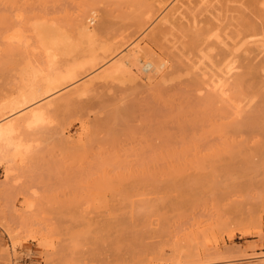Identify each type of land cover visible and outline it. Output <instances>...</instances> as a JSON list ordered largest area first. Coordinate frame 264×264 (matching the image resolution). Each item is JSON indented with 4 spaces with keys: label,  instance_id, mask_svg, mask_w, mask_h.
Returning a JSON list of instances; mask_svg holds the SVG:
<instances>
[{
    "label": "rangeland",
    "instance_id": "obj_1",
    "mask_svg": "<svg viewBox=\"0 0 264 264\" xmlns=\"http://www.w3.org/2000/svg\"><path fill=\"white\" fill-rule=\"evenodd\" d=\"M18 1L10 5L5 0L6 6L0 2V13L9 11L0 14V21L12 15L6 22L10 27L12 20L18 22L29 39L12 42L8 37L13 27L0 22V125L18 122L0 145V264H264V134L239 126L262 105V46L261 52L257 46L252 52L235 51L237 67L221 98L229 101L226 105L212 94L210 73L216 74L223 47L228 53L231 45L221 44L222 51L207 49V42L217 41L210 34L195 50L179 29L174 35L153 37L157 22H162L158 16L172 0L156 12L161 14H155L156 20L149 16L148 22L147 17L142 30L131 20L124 30L110 34L101 32L100 20L117 6L101 1L98 21L87 20L95 34L60 31L55 35L60 41L56 51L45 50L49 45L38 41L31 21L42 17L72 21L90 0H26V6L24 0ZM154 1L158 2L148 0ZM9 5L14 8L8 10ZM259 5L264 9V0ZM17 12L24 15L16 16ZM205 13L201 11L199 19L209 15ZM235 22L228 17L221 21L228 25L222 37L231 34ZM258 36L250 40L263 38ZM138 39L151 58L160 55L154 59L166 62L159 72L144 71L145 75L135 70L137 80L129 75L102 77ZM246 63L257 72L253 81L260 95L252 98L237 94L234 83ZM31 69L39 76L53 72L64 81L50 94L22 103L30 85L23 77L33 73ZM238 107L243 108L241 113ZM34 108L42 116L23 122ZM7 227L13 232L9 234Z\"/></svg>",
    "mask_w": 264,
    "mask_h": 264
},
{
    "label": "bare ground",
    "instance_id": "obj_2",
    "mask_svg": "<svg viewBox=\"0 0 264 264\" xmlns=\"http://www.w3.org/2000/svg\"><path fill=\"white\" fill-rule=\"evenodd\" d=\"M6 1L7 2H10L11 3L10 5H12V3H13V5H14V3L16 5V2L18 0H6ZM101 1H106V3H109V5L111 4V5L117 6V11H118V12L115 11L114 10L115 7L114 6H111L112 7V10L110 9V11H113L114 10L113 13L114 14H116V13L118 14V15L116 14V17L114 16V18H113L114 20L112 19V16L113 15H111L113 13H110V12H108L109 14H105L104 18H102V19L99 18V19H101L100 20V24H101L100 25L101 26L100 30H101V32H106V34L107 33L110 34L113 30L118 31V33H119L120 30L122 31V30H124L126 28L127 24H129V21H131V20L139 28L138 30H140V29L142 30L143 29V24L145 25L147 23L146 18L148 17V22H150L149 20L151 18L152 19L154 18V20H156V17H155L156 15L155 14H157L158 12H160V9L162 10L163 8H165L164 6L166 5V3H165L166 0H156L158 2L156 3L154 1L155 4L151 3L153 0H150L151 2H148V0H90L88 2L85 1L84 2L85 4L82 2L84 4V6L82 7L81 13L77 14L76 17L74 16L75 17L74 19L71 17V19H73L72 21H69V19H67L68 17L66 19H64V20L61 19L60 21L57 20V19H53V17L52 18L42 17V18L37 19V21L36 20L35 21H31L32 22L31 23L32 25L30 24V29L33 30L35 36L37 37V39H38V41L40 43H42V44H44L46 46L49 45L47 48H45V50H47V49L55 50V48L58 47V45L60 44V41L59 40H56L55 35L59 34L60 31H66V30L74 29V30H76L78 32L79 35H82L84 37H90V36L94 35L95 33L91 30L90 26L88 25L90 23H88V22L90 21L92 23L95 20L98 21L97 20L98 19L97 4L99 2H101ZM172 1H173V4L171 2L169 3V1L167 2L168 4H171L170 5L171 7L169 6L170 7L169 8L168 7V4H167L168 9H166V8L164 9L165 11L167 10L166 12L162 13V15L161 14H157V16L158 15H161V16H158V18H157L158 20L157 21H162L163 24H165V23L166 24L165 25H161L162 22H160V24H159V22H157V24L159 25L158 26L159 28H157V30L153 34L154 35L153 37L155 39H160L163 36H165V34H167V33L168 34H171V33L173 34V30L176 31V30L179 29L178 31H180L181 33L183 32L187 36H189V47L190 46L193 47V48L195 47V50L199 47V45H201L200 43H203V42H205V41H207L209 39L208 36H210V34H211V36L214 37L215 40L217 39V41L212 40L211 42H207V44L210 43V44L206 45L207 46V49L210 47L209 49H215L216 48V49H220V51H222V49L224 48V50H225V47H227V46H224V47L222 46L223 48L221 49V47H220L221 44L222 45H226V43H227V45L229 44V47L231 45L230 50L228 49L229 51L226 49L228 51V53L227 52H224V50H223V54H221V57L219 58V61H216L217 63H216V66L215 67L218 66V70L221 73L217 70V72L215 74L209 68V70L212 73H214V74L211 75V73H210V76H212V78H210L212 83L210 81H208V82H210L211 86L208 85V84H207V86H210L209 88L212 90V94H215L217 98L218 97L220 99L223 98V96L226 94V89H228L226 87V80L229 78V76H230L231 73L233 74V71L236 70L235 68L237 67V65H235V64H237V63H235V61L238 58V55L239 54L238 55H235V51L238 53L239 49L241 48L242 50H244L246 52H252V51H254V47H256V46H257L256 49H258V51L261 50V48L264 49V41L262 40L264 38V9L259 5V3H260L261 0H194V1L193 0H172ZM191 1L194 2V3L198 2L199 7L196 8V4L194 6V3H193V5H190V2ZM0 2H3L4 3L5 0L4 1L3 0L2 1L0 0ZM7 2H5V6H6V3ZM18 2L21 3V0L18 1ZM23 2H24V5L26 6L29 1L24 0ZM199 2L200 3L203 2L205 5L202 4V3L199 4ZM236 2L239 3V4L241 3L242 6L240 7V5H239V8H238L237 5H236L237 7L235 6L236 8L231 7L232 4H230V3H236ZM20 3H18V4H20ZM10 5L7 6V7H9V9L8 8H3V9L4 10L6 9V11H8V10H11L12 8H14V6H11V8H10ZM200 5H202V6H200ZM19 6L21 8V6H23V5L21 4ZM16 7L14 9L15 11L17 9ZM200 7H202L201 8L202 10L200 9ZM242 7L244 8L243 10H241ZM23 8H25V7H22V10H23ZM123 8L125 9L126 12H128V8H129V12L126 13L123 10ZM193 8L194 9L196 8L197 10L200 9L199 11H197L196 9L194 10L195 13H196V11H197V13H199L198 15L197 14H194V11L193 10H192L193 14H192V12H191V14L189 13L191 11V9H193ZM30 10H31V8H30ZM223 10L233 11L235 13H234V15L230 14L231 16H227L226 14L225 15H221L219 12L220 11H223ZM201 11L204 12V13L205 12H209L207 14H209V15L211 14V16L204 15V18L205 19H199V15L201 14ZM236 12L238 13L237 15H235ZM4 13L6 14L7 12L0 13V14H2L1 16H4ZM8 13H9V11H8ZM8 13L6 15H8ZM10 13H13V12L10 11ZM18 13H20V12H17L15 14H18ZM38 14H40V13L38 12ZM41 14H42V12H41ZM6 15H5V18H4L5 21L4 20L2 21V19H1V21L3 22V25L5 24V25L9 26V28H12L13 27V29H10V30H13V31H10V34H9V37H8L9 40H11L12 42L14 41L16 43L28 41L29 39L27 40V38L25 37V34L22 31L23 29L21 30V28H19V27H23V26H18L19 24L18 25L16 24L18 22L15 23V22H12L13 21L12 20L11 23H13V24H11V27H10L9 22H6L7 21L6 18L8 17ZM21 15H24V14H22V12H21ZM21 15L18 14L16 16L22 17ZM25 15H27V14H25ZM10 16H11V19H12L13 18L12 15H10ZM10 16L8 17L9 19H10ZM118 16H119V18H118ZM149 16H153V17L150 18ZM227 17L229 18V20L233 19L234 21L237 20V22H235V24H234L235 29L234 30H230L231 31V34L230 33H227V35H223V37H222L221 36L223 34L222 31L226 27L223 26V25H221V21L223 19L227 18ZM251 17H254L255 19H253ZM116 18H118V19L116 20ZM15 19H16V17H15ZM25 19L26 18H24V20L23 19L21 20V18H20V20L22 22L23 21L26 22ZM29 19H31V18H29ZM87 20H89V21H87ZM4 22H6V23H4ZM201 22H204V25L203 26H199V24ZM228 24L232 25L233 23L229 22ZM5 25H4V27H7ZM160 26H162V27H160ZM226 26L228 28V25L227 24H226ZM67 27H70V29H67ZM140 27H142V28H140ZM7 31L8 30H6V32ZM225 32L226 31H224V33ZM259 34L262 35L263 38L261 36H260V38H258L259 37L258 36ZM228 35H229V37L231 39L228 37ZM256 35L258 36L257 37L258 38L257 39L258 42L257 41H253L254 39H251L250 40V38H252V37L254 38V36H256ZM24 38H26V39H24ZM230 40H232V41L235 40V41H233V43L231 44L232 41H230ZM135 41L136 42H134V40L131 41V43L132 42H134V43H132L130 47L128 46L126 52L123 53V54H121L119 57L117 56L118 59H116V60L114 59L115 61L113 60L114 63H112L111 64V67L108 68L102 74V77L108 78V77H116V76H120V75L121 76L122 75L123 76L129 75V77L130 76L133 77V75L135 74V70L136 71L137 70L138 71L141 70L142 73L146 75V73L144 71H146V72H152V71H154L156 73L157 70H160L161 69L160 66H162L164 63H166V62H164V59H163V61H162V59L156 60V59H158V57L160 55H155V54H154V56H155L156 59H154V56L153 55H152L153 57L151 58L149 53H147L146 51H143L142 50V48H141L142 45L140 46V44H139L141 40H139V42L137 40H135ZM129 42L127 44H129ZM259 42H262V43H259ZM250 43H252V44H255L256 43L257 45H249ZM173 44H175V43H173ZM168 45H167V47H166V45L163 46V48L166 47V48H164V49H166V51L168 50L169 46H171V43H170L169 46ZM125 46H126V44H125ZM174 46H175L174 49H176V46L177 45L175 44ZM206 46H205V48H206ZM251 46H253V48ZM260 46H262V47L260 48ZM217 47H220V48H217ZM143 48H145V47H143ZM172 48H173V46L170 47V50H169L170 53L173 52V50L171 51ZM125 49H126V47L124 48V50ZM201 49H202V47H201ZM241 49H240V51H242ZM124 50L122 49V52ZM148 50L150 52H153L150 49H148ZM191 50H193V49L191 48ZM198 50H197V52H198ZM255 51H257V50H255ZM261 51H259V52H261ZM162 52H164V50ZM169 52L167 51L165 53H169ZM199 52H201V51H199ZM242 52H239V53H242ZM174 54L172 53V55H174ZM46 55L48 57L49 56L52 57V56H55V53H47ZM235 56H237V58ZM171 57L172 56H170V57L168 56V59L171 58ZM50 59H53V58H50ZM192 64H196V63L195 62L194 63L191 62L190 65H192ZM197 64L199 65L200 62L197 63ZM213 64L215 65V63H213ZM246 64H249V63H246ZM250 65L251 64H249L248 66L245 65V67H246V68L244 67L245 68V71L242 74L236 75L235 80H234L235 81L234 83H235V87L237 88L236 89V93L237 94H239V95L241 94V96H242V94L244 96L247 95V97L251 96V98H252L253 95L254 96H258L257 94L260 95V93H259L260 91H258V88H257V85H256L257 82L255 83V81H253L254 80L253 78L255 77V74L254 73H257L256 70H255L256 67L254 68V65H251V66ZM193 66L196 67L195 65H193ZM193 66L191 68H193ZM256 66H258V65H256ZM262 66H264V65H260V67H262ZM212 67H214V66H212ZM194 69H196V68H194ZM214 69H216V68H214ZM262 69H264V67ZM33 70L31 69V71H30V72H33V73H30L29 72L30 75H27L26 74L23 77V79L27 80V82L29 81L30 85L27 84V85H29V88L27 87V90H25L26 91L25 94L23 95V97H21L22 100H23L22 103H25V102H28V101H33V100L35 101V100H37V98H40L42 95H44V94L47 95L46 93H48L51 90L55 89V87H58V85H60V83H63V81H64V76L56 75L53 72L52 73H48L46 75L43 74V73H41V76H39L38 74H40V73H38V71L36 72L35 70H34L35 71L34 72ZM203 70H204V68H203ZM260 70H261V68L260 69L258 68V71H260ZM133 72H134V74H133ZM222 73H223V75H221ZM148 75H149V73H148ZM210 76H207V78L210 77ZM213 76H214V78H213ZM138 77H140L139 74H138ZM138 77H137V79H138ZM150 77L152 78V76H150ZM255 78H257V77H255ZM137 79L134 78L133 80H137ZM195 81H197V80H195ZM197 85H198V83H197ZM50 93H48V94H50ZM237 94H235V95H237ZM235 95H232V96H235ZM210 98H212V97H210ZM219 98L217 100H219ZM229 98H231V97H229ZM251 98H249V99H251ZM260 98H261L260 101H262L260 103L262 105L259 106L260 107L259 109L257 108L258 111H255L254 110L253 113H251L252 111L249 112L248 113L249 115L245 117L246 120L243 118L245 120V122H242V124H240V122L237 121V123H238V125L240 124L239 126H245L247 128V130L248 129L249 130L255 129L257 131H261L264 134V132H263L264 131V95L261 94L260 95ZM211 100H213V99H211ZM214 101H216V100L214 99ZM222 101L224 103H227L225 100H222ZM228 103H229V101H228ZM228 103L226 105H228ZM230 103H232V102H230ZM234 103L236 104L238 102H236V100H235ZM236 105H234V106H236ZM238 108H240V107H238ZM242 109L243 108H240L239 109L240 111L239 110L238 111L241 113ZM235 113H234V115L232 113V115L233 116H236L237 114L239 115V113H237L236 115H235ZM41 116H42V112L40 111V109L39 108H34V109H31L28 112L27 116L23 119V122H27V124H29V122L32 123L33 120H37ZM17 123L18 122L16 121V122H8L6 124L0 125V145H3V143L5 145L6 141L16 131L17 126H18ZM234 125H235V128L234 129H236V127H238L237 129L239 130V126L236 125V123H234ZM230 126H231V124H230ZM0 147H1L0 148V153H1L2 152L1 150H3L2 149L3 146H0ZM241 152L243 153V151H241ZM256 152H259V150L256 151ZM245 153H244V155H245ZM237 154H238V152H237ZM239 154H241V153H239ZM260 154H261V152H260ZM244 155L242 154V156H244ZM263 155H264V151H263ZM235 156L236 155H234L233 157H235ZM245 157H246V155H245ZM242 159H243V157H242ZM247 160L249 162V159H247ZM253 165H251V166H253ZM251 166H249V167H251ZM5 169H7V170H5V173H6L5 175L7 176V174L9 173V169H8V167L5 168ZM195 187H192V188H195ZM197 188H199V187H197ZM189 194H193V193H189ZM5 226H8V225H5ZM8 227L5 228V229H7V231H9L8 230L9 229ZM25 227H26V225H25ZM28 228H27V230H28ZM27 230H26V232L29 233V235H30L31 232H28ZM34 230L35 229H33V231L32 230H30V231L34 232ZM115 230H116V228H115ZM120 230H122V229L120 228ZM10 232H13V231H11V229H10L9 234H10ZM24 232H25V230H24ZM35 233H34L33 236H35ZM38 234L39 233L37 232L36 235L38 236ZM40 236H42V235H40ZM13 238L14 237H12V239ZM15 238H17V237H15ZM28 240H29V237H28ZM2 252H4V250ZM60 253H61V251H60ZM162 259H164V258H162ZM182 263H184V262H182Z\"/></svg>",
    "mask_w": 264,
    "mask_h": 264
}]
</instances>
